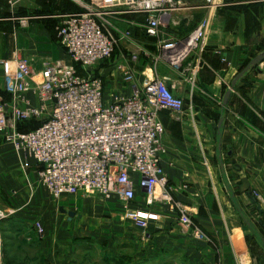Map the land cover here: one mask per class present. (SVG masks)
Listing matches in <instances>:
<instances>
[{
    "label": "crops",
    "instance_id": "crops-1",
    "mask_svg": "<svg viewBox=\"0 0 264 264\" xmlns=\"http://www.w3.org/2000/svg\"><path fill=\"white\" fill-rule=\"evenodd\" d=\"M205 1L186 0L176 12L175 22L156 39L134 32L136 42L144 44L150 54L140 53L139 61L133 62L130 54L136 53L137 48L121 45L115 55L117 62L100 76L111 78L106 80L108 102L116 94H131V85L123 83L124 86L117 87L122 75L117 71L119 65L134 73L135 86L159 78L182 98L185 110L181 115L160 113L165 127L162 166L172 198L201 223L211 217L209 227L225 234L223 264H248L252 258L248 259V248L244 249L245 237L252 234L253 224L264 229V61L237 82L227 104L224 99L247 63L264 53V0L211 8H206ZM56 4L63 11L54 10L53 14L60 13L56 25L60 16L82 11L60 0ZM256 4L259 6L254 10L249 7ZM9 14L13 16L7 4L0 1V103L11 111L16 99L7 91L8 72L2 62L23 57L30 60L34 70L41 71L46 61L70 60L66 51L62 53L55 45L43 23L33 22L24 31L20 22L8 21ZM204 19L210 23L203 46L185 56L181 53L184 41ZM171 40L177 44L173 53L178 55L174 58L162 48ZM179 54L183 56L176 61ZM110 83H116V89L110 90ZM25 98L35 106L40 104L35 93H26ZM17 105L23 107L25 103L17 101ZM38 126L39 123H30L29 127L20 124L19 129ZM6 131H0L4 139L11 128ZM38 171L39 166L33 163L23 174L28 183L23 195L29 207L14 209V215L11 213L1 224L0 264H108L91 253L87 255L91 246L95 250L101 247L98 242L76 244L64 236L72 228V223L65 222L70 214L76 215L83 229H98V224L112 217L116 221L109 224V229L122 231L133 245L136 236L143 233L144 243L136 245L138 253L127 257L126 264H164L170 258L177 262L183 253L195 261L200 253H210L208 249H199L206 243L182 226L180 216L169 205L151 207L158 218L142 230L116 217L121 209L116 197L66 195L54 200L41 184ZM138 196L132 209L147 208L141 193ZM37 224L43 227L44 234L38 232ZM260 240L263 252L260 258L256 254L255 261L262 263L264 239Z\"/></svg>",
    "mask_w": 264,
    "mask_h": 264
},
{
    "label": "built area",
    "instance_id": "built-area-1",
    "mask_svg": "<svg viewBox=\"0 0 264 264\" xmlns=\"http://www.w3.org/2000/svg\"><path fill=\"white\" fill-rule=\"evenodd\" d=\"M12 7L22 0H1ZM183 0H74L81 12L60 16L59 40L70 62L46 61L41 71L30 60L16 57L6 65L7 91L16 99L8 110L0 104V131L7 132V142L26 159L39 166V178L54 200L66 195L106 199L118 197L126 210L138 202L141 193L145 209L129 211L130 219L141 228L158 216L150 208L170 205L171 186L162 166L165 151L162 138L165 127L160 113L177 116L185 102L166 82L148 79L135 86L136 77L119 65L123 83L131 85V94H118L114 101L105 97L106 84L93 72L98 64L111 59L121 45L136 47L130 54L138 62L140 53L150 54L136 42L134 32L158 38L175 22ZM246 0H206V8L242 5ZM209 19L200 22L187 38L181 53L185 56L201 48L209 28ZM173 37V36H171ZM173 39V38H171ZM161 46V44H160ZM177 44L170 41L163 51L178 55ZM182 54L176 57L180 61ZM35 93L39 106L25 98ZM17 101L25 103L23 107ZM39 123L21 131L20 124ZM29 168L30 164L24 165ZM180 223L190 227V215L183 207ZM11 212L0 208L1 224ZM38 232L44 229L37 224ZM196 235L199 232L196 230Z\"/></svg>",
    "mask_w": 264,
    "mask_h": 264
},
{
    "label": "rangeland",
    "instance_id": "rangeland-1",
    "mask_svg": "<svg viewBox=\"0 0 264 264\" xmlns=\"http://www.w3.org/2000/svg\"><path fill=\"white\" fill-rule=\"evenodd\" d=\"M1 1V0H0ZM5 2V1H4ZM186 2V0L182 1V3ZM6 3V2H5ZM60 3H66L69 6L72 7V9H79L81 8L80 5H77L74 0H60ZM7 7L8 10L13 14L10 15V19H15L16 23H21L23 26V30L26 31L30 24L33 22H41L46 26V30L50 33L53 40H55V45L58 47V49L65 53V49L62 46L60 40H59V33H58V26L55 24L57 20V15L62 13L60 6L56 4V0H22L19 4L12 7L8 3ZM57 9V11H61L60 13H55L54 10ZM70 10V9H69ZM56 11V12H57ZM12 22H8L10 24ZM29 23V24H28ZM26 24V25H25ZM143 35V34H142ZM118 53H115L114 56L97 66H95L92 70L94 74L101 75V72L106 70V68L110 67L111 65L115 64L117 62V56H115ZM119 75V74H118ZM105 77V76H104ZM109 77V75L107 76ZM106 77V78H107ZM123 75L119 76V79L121 80L120 85L117 84V87L123 85L122 80ZM106 80H111V78H104V82L107 85ZM125 84V83H124ZM110 90L116 89V83H110L109 84ZM126 85V84H125ZM124 86V85H123ZM128 86V85H126ZM118 95V94H116ZM115 95V96H116ZM115 96L112 99L115 100ZM1 104V103H0ZM164 113L167 111H163ZM167 112L166 114L170 116ZM264 115V113L262 112ZM263 129H264V117H263ZM6 138V137H5ZM27 163L30 164L29 168L35 163L33 160L26 159L23 155L18 153L14 146L7 142V139H4L0 136V208L8 211H12L13 214L14 209L17 210V208L23 207H29V201L24 200V191L25 188L28 186L27 181H24V171H28L29 168L25 167ZM42 184V183H41ZM43 185V184H42ZM96 195V194H95ZM118 203L121 209H119L120 213L118 216H116L120 221L122 222H130L134 223L133 220L130 219L129 211L132 210V206L130 205L128 207L127 211L124 202H122L118 197ZM172 202L175 206L174 211L178 213L180 216V211L178 210L179 206L178 201H174L172 198ZM170 206V205H169ZM172 207V206H171ZM17 214V213H16ZM14 215V214H13ZM202 216V215H199ZM208 218V215H206ZM211 218V217H210ZM208 218V222H200V219H196L194 216H190L191 225L189 228L192 230L193 237L198 238L201 240V243H206L205 246H200L199 249H208L210 253L202 252L198 256V260L195 259V261H190L189 257L183 253V256L181 260L174 261L173 258H170L171 261L167 260L164 264H223V246L224 242V233L222 231H215L212 230L209 226H211V220ZM76 215L70 214L67 215L65 222L72 223V228L70 230H66L64 236L68 237L70 240H72L73 243L76 244H82V243H90L93 241L98 242L101 247L98 250H95L93 246H91L90 251H86L87 255L91 253V255L96 256L98 260H101V262H107L108 264L111 263V261H114V264H126L127 257H130V255H135L138 253L136 245L141 246L144 241H141L143 233H140V235L137 238V241H135L134 245L127 240L126 235L122 233V231L109 229V224L113 221H116L114 218L110 217L108 219L104 220V224H98V229H83L84 225L78 222ZM222 221V219H221ZM38 222V221H36ZM136 225V224H135ZM137 226V225H136ZM253 224L251 231V235H246L245 237V243L247 244V247L245 246L244 249L246 250V254H249V258H252V262L248 264H264V262H257L255 261L256 254L260 258V253L263 251V247L261 245V240L264 239V229L256 228ZM264 227V226H263ZM137 228H139L137 226ZM141 229V228H139ZM146 229V228H145ZM144 230V229H142ZM196 230L199 232L198 237L196 235ZM215 231L216 233H212V231ZM56 235H58V230H56ZM257 237V239H256ZM114 246H111V245ZM88 245V244H87ZM87 247V246H85ZM84 251H81L83 253ZM213 253V255H211ZM245 256V253H243ZM95 257V258H96ZM118 259V262L115 261V259ZM179 258V257H178ZM110 261V262H109ZM259 261V260H258ZM137 264V262L135 263Z\"/></svg>",
    "mask_w": 264,
    "mask_h": 264
},
{
    "label": "water",
    "instance_id": "water-1",
    "mask_svg": "<svg viewBox=\"0 0 264 264\" xmlns=\"http://www.w3.org/2000/svg\"><path fill=\"white\" fill-rule=\"evenodd\" d=\"M264 61V53L258 55L256 58H254L251 63L247 66V68L241 72L237 78L235 79V81L232 83V88L230 91L227 92L226 97L224 99V103L227 104L231 95H232V90L234 89V87L236 86L237 82L249 71H251L252 69L258 67L262 62Z\"/></svg>",
    "mask_w": 264,
    "mask_h": 264
},
{
    "label": "trees",
    "instance_id": "trees-1",
    "mask_svg": "<svg viewBox=\"0 0 264 264\" xmlns=\"http://www.w3.org/2000/svg\"><path fill=\"white\" fill-rule=\"evenodd\" d=\"M259 5L258 4H256V5H250L249 7H251V8H253V10L256 8V7H258ZM251 62H249V63H247V65L245 66V68H247V66L250 64ZM257 68V67H256ZM32 123H34V122H32ZM29 124L30 123H28V124H26L27 125V127H29ZM23 129V128H22ZM27 130H31V129H27ZM27 130H22V131H27Z\"/></svg>",
    "mask_w": 264,
    "mask_h": 264
}]
</instances>
